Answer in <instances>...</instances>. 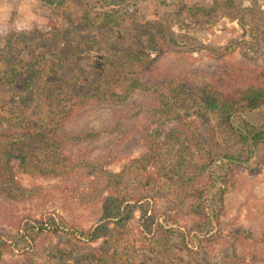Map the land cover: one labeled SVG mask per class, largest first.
Returning a JSON list of instances; mask_svg holds the SVG:
<instances>
[{
	"label": "trees",
	"instance_id": "16d2710c",
	"mask_svg": "<svg viewBox=\"0 0 264 264\" xmlns=\"http://www.w3.org/2000/svg\"><path fill=\"white\" fill-rule=\"evenodd\" d=\"M231 3L215 0L183 9L187 18L211 20L217 10ZM57 14L61 23L51 21L47 29L29 32L28 41H22L27 39L24 32L11 35L0 47V200L40 198L45 188L25 185L20 174L34 179L65 178L77 182L76 190H96L100 215L88 226L57 209L16 217L12 228L0 230V261L9 251L35 252L40 238L52 235L63 241L49 248L51 261L60 256L70 264H154L159 255L156 247L144 244L148 256L139 259L137 243L147 237L134 231L144 226V219L154 220L148 212H154L150 206L156 186L139 188L133 180L138 172L147 174L146 184L160 172L173 182L200 177L193 186L196 192L206 186L203 179L218 176L213 168L206 169L209 158L242 162L245 154L251 159L264 146V120L254 123L247 117L240 121L235 117L264 109V69L251 61L166 67L163 60L173 49L170 22L163 17L143 24L116 9H95L90 0H61ZM58 45L63 47L59 52L55 50ZM67 68L72 74L65 73ZM100 108L109 112L101 129L69 127L78 112ZM223 134L239 140L242 147H229ZM102 138L112 143L104 153L93 156L90 150L88 159L82 157L84 152L78 154ZM74 142L80 147L74 149ZM133 144L147 152L132 155ZM162 144L168 145L173 159L160 167L163 161L156 156ZM197 144L206 145L203 155L194 156L191 148ZM124 151L127 160L121 168H110L107 160L121 161ZM208 199L201 201L206 208ZM206 214L217 225H232L210 208ZM174 223L178 225L179 220ZM156 226L150 238L176 229L164 228L160 222ZM231 230L238 235L229 242L225 256L205 263L255 264L258 254L264 253V232L243 224ZM102 238V246L93 245ZM183 238L190 254L204 255L195 251L203 244L195 242L190 233ZM79 248L86 250L80 253ZM196 259V264H202V259Z\"/></svg>",
	"mask_w": 264,
	"mask_h": 264
},
{
	"label": "rangeland",
	"instance_id": "374dc122",
	"mask_svg": "<svg viewBox=\"0 0 264 264\" xmlns=\"http://www.w3.org/2000/svg\"><path fill=\"white\" fill-rule=\"evenodd\" d=\"M90 1L91 7L95 9H116L119 12H125V15H131V19L143 24L148 20H157L162 17L169 21L170 32L168 36L172 37L170 47L173 50L163 60V64L168 68H185L191 67L193 64L206 65L213 62L229 65L231 63L246 64L251 61L264 69V0H227L232 2L231 6L217 10L211 20L201 16L187 18L183 7L191 4L208 5L215 0ZM60 3L61 0H0V47L6 44L11 35L16 36L24 32L27 39L22 41H28L29 32L31 33L38 28L47 29L51 21L61 23L62 20L57 14ZM229 45L232 48L226 49L225 47H229ZM60 49H63L61 45L55 48L57 52ZM150 53L154 55V51ZM72 72L73 70L70 68L65 69V73L69 75ZM108 115V110L104 108L84 114L78 112L69 123V127L76 129V131L82 128L101 129L105 126V119ZM240 117L241 119L247 117L251 122L261 123L264 120V109L247 111L245 114L237 115L235 119L240 121ZM225 137L226 140L223 142L229 144V147L231 145H234L231 148L241 146L240 141H237L236 138L226 135ZM165 141L168 142V138H165ZM141 143L145 144V140H142ZM111 144L109 138L96 139L88 144L86 150L78 151V154L84 152L85 155L82 157L88 159L90 157L87 153L90 154V150L91 155L96 156L104 153L108 147L111 148ZM78 145L77 142H74L73 148L77 149L80 147ZM82 145H85L84 142ZM167 146L162 144L161 154L156 156L159 161H163V163H159L160 167L173 159L167 151ZM130 149L133 150L132 155H136L139 151L140 153L142 151L147 152V149L143 150L142 147L138 150L135 144ZM191 150L194 156H198L203 155L207 147L197 144ZM121 155V161L113 162L108 159L107 165L114 170H119L127 160L125 151ZM243 157L244 161L232 163H228L227 158L221 160L209 158L206 162V169L213 168L217 171L218 176H213L211 181H207L206 178L203 179V184L207 182L208 185L202 186L196 191L197 193L193 192V186L198 185L197 182H199L200 177L194 180L186 179L185 182L182 180L173 182L165 178L166 176L160 172L155 173L154 177L156 178L146 184L148 181L147 174L142 175L138 172L132 184L147 189L151 188L154 183L156 186L154 188L156 198L150 206L154 212H148L149 215L154 216V220L146 222L144 219L141 222L144 226L139 231H134L140 236L146 235L147 237L144 243L141 241L137 243L138 248L135 252L139 254V259H146L148 256L144 244L148 246V243H152L151 247H156L157 254L159 252L154 264H196L198 261L196 258L202 259V264H207L205 263L207 260L225 256L226 250L231 246L229 242L235 241L238 235L235 230H231L236 224L253 226L256 230L264 232V146L259 147L251 159H248L245 154ZM224 160L227 164L223 163ZM192 162L196 163L198 160ZM236 162L238 163L236 164ZM189 167L193 168L192 165ZM249 168L252 169V173L248 171ZM258 169L260 170L258 171ZM20 178L29 187H44L45 190L40 192L39 199L33 197L21 202L0 200V230L12 228L14 225L11 224L16 217L22 218L28 214H37L44 210L57 209L67 214L68 217H73L77 223L86 226L93 224L100 215L96 202V190L94 189V191L92 189L83 191L81 188L76 190L77 182H71L65 178L34 179L28 174H20ZM86 183L85 181L82 185ZM182 183L184 184L173 186V184ZM185 184L192 187L186 188ZM222 195L223 200H220ZM207 197H209L210 203L206 208L205 203L203 202L204 205H202L201 201ZM208 208L214 214L220 213L225 217L222 218V221L226 220L228 224H232L231 227L223 224L217 225L208 220L206 214ZM139 216L140 213L137 212L136 217L139 218ZM176 220H179L178 225L174 223ZM158 222L164 228L172 226L176 229L169 233L159 232L158 238H150L152 230L157 229ZM188 233L195 242L203 244L201 247H196L195 251L204 252V258L197 254L193 256L186 249L183 235ZM62 241L52 235H44L40 238L35 252L25 250L21 254H15V252L9 251L0 261V264H70V262H63L60 256L53 257L51 261L49 256L51 254H47L51 246L56 243L62 244ZM102 242L103 238L93 245L102 246ZM85 250V248H79L78 252L82 253ZM98 253L101 254L100 251ZM179 256L184 259L182 263L178 258ZM257 258L255 264H264V253H259ZM149 261L153 262V260Z\"/></svg>",
	"mask_w": 264,
	"mask_h": 264
}]
</instances>
